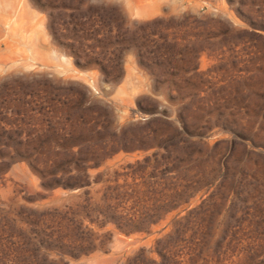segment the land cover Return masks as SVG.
I'll list each match as a JSON object with an SVG mask.
<instances>
[{"label": "rangeland", "instance_id": "374dc122", "mask_svg": "<svg viewBox=\"0 0 264 264\" xmlns=\"http://www.w3.org/2000/svg\"><path fill=\"white\" fill-rule=\"evenodd\" d=\"M177 219L264 264V0H0V264L57 221L94 248L38 260L149 264Z\"/></svg>", "mask_w": 264, "mask_h": 264}, {"label": "trees", "instance_id": "16d2710c", "mask_svg": "<svg viewBox=\"0 0 264 264\" xmlns=\"http://www.w3.org/2000/svg\"><path fill=\"white\" fill-rule=\"evenodd\" d=\"M74 56V62L78 64V57L76 53H73ZM91 61H85V64H89ZM99 65L100 70H105V65H103V62L97 61ZM45 94H49L47 91H42ZM80 109L84 107V104H79ZM88 110V108H85ZM85 162V161H83ZM44 170L47 169L48 159L44 161ZM76 172L78 173L80 179H76L73 177H70V180H74L73 183H71L70 186H79L82 184V179L86 177V169L85 167H76ZM62 222H50L49 225H47V228H50L51 231L47 233L42 238L40 243L35 244V247L37 248H31L28 249L30 246V242L27 241L23 243V245L17 246L15 248V255L16 258L22 259V261L25 264H32L33 260H36L35 264H47L45 261L38 260V250L44 249V250H56V254H62L64 251L69 253H80V252H87L88 250L94 248L93 241L91 238L86 237L84 235H80L79 237H66L65 234L62 232ZM119 226V225H117ZM119 228L122 231L128 232L129 227L127 225H120ZM2 229V226L0 227ZM3 233L4 231H0V234H2V241H3ZM12 235H7L6 238L10 240ZM67 239V240H65ZM30 240V239H29ZM32 245V244H31ZM33 245V246H34ZM194 240L191 236L186 235V229L182 225V220L177 219L172 222V229L165 234L162 238L158 239L156 241V252L160 256V260L156 261L154 259H151L149 264H176L177 263V257L182 252L185 253L186 259L185 264H208L210 261L213 260L215 255H209L202 253H198L194 248ZM0 250H2V257L6 255L5 247L2 249L0 246ZM46 252V251H45ZM217 257H219V254H217ZM134 261L138 260L137 256H134ZM30 262V263H27ZM53 263V262H50Z\"/></svg>", "mask_w": 264, "mask_h": 264}]
</instances>
